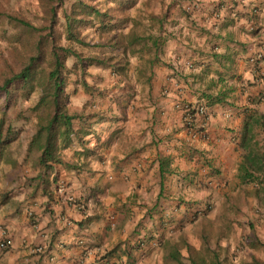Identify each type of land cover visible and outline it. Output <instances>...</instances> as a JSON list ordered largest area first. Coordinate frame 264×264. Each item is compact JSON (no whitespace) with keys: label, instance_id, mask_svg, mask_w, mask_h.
<instances>
[{"label":"crops","instance_id":"1","mask_svg":"<svg viewBox=\"0 0 264 264\" xmlns=\"http://www.w3.org/2000/svg\"><path fill=\"white\" fill-rule=\"evenodd\" d=\"M115 13L102 19L115 64L69 77L66 109L83 117L67 146L3 175L0 264H164L168 242L182 255L192 240L221 264L264 262L261 208L227 197L250 149L264 153V0H136ZM179 100L206 104L193 127ZM237 222L250 231L242 249Z\"/></svg>","mask_w":264,"mask_h":264},{"label":"rangeland","instance_id":"2","mask_svg":"<svg viewBox=\"0 0 264 264\" xmlns=\"http://www.w3.org/2000/svg\"><path fill=\"white\" fill-rule=\"evenodd\" d=\"M84 1L90 4H95L100 11L104 10L107 5L112 7L115 6V3H107L106 0ZM76 2L77 0H0V85L18 72L23 64L29 60V57L37 53V48L40 45L45 53L43 52V58L40 59V63L36 65V67L37 70L43 68V70L45 69V71H47L50 61L49 54L51 40H54L58 45L71 46L85 56L94 55L102 58L101 18L90 14L85 17V22L77 23L74 27L76 33L82 37L85 42H87V45H80L71 41L66 36L64 30L65 19L63 14H70L74 9ZM50 6L55 8L57 14V23L55 24L53 30L54 36L52 35V32L49 33V29H47V24L50 20ZM115 12H118V10H110V16L114 17L113 14ZM10 16L24 19L40 31L30 32L25 29V27L20 26ZM110 33H112V29L109 30L108 34ZM39 40L41 41L40 43H38ZM59 53L62 55V60L67 67V79L64 86L66 105L68 99V83L72 81L69 77L72 76L74 72L77 74L76 77H78L79 74L82 75L83 72L78 69L74 70L73 63L75 58L73 56H65L61 50ZM111 63L115 64V61H111L110 64ZM89 65L90 64H88L86 68ZM39 74L35 76V79ZM18 84V81L15 79L12 83L8 84L10 88L9 94L0 90V139H4L6 136L12 138L8 142H0V182L2 184L8 183V180L4 177L5 175L6 177H8L9 174L18 177L20 173L24 172L29 166V158L31 159V162H34L32 156L25 155L21 162L19 161V158L21 157V154H23L24 142L29 140L36 129L38 116L40 114L44 115L43 112L41 113V110L34 109L40 94L38 87L36 86V80L33 81V89L29 94H26L22 89H19ZM31 132L33 133L31 134ZM242 183L243 186L236 195L230 194L227 197L242 199L245 201L254 199L257 202V206L261 208L260 210L257 209V211H260L264 215V176L261 179H253L252 181ZM203 223L200 222L198 228L201 226L204 230ZM246 225L248 224L237 222V228H234L233 230V232L238 234L242 239L235 243V248H241V246H243L242 243L244 241V237L250 232L247 230ZM217 226L223 227L219 224ZM204 232H209L212 237L216 236V240L211 238H208V240L205 239L204 241L206 244H210L211 246H221V244H219V240H217L219 232H213L210 230H205ZM262 232L264 233V224L262 226ZM191 242H194L193 246L187 244V249L184 247L182 248L184 252H186L180 257L182 264H189V262L192 261L190 259L191 257L195 258L198 262H200V259H203V262H205L204 264H221L229 260L226 255H222L220 253L217 255L211 254L207 248L202 247V244H200L199 241L198 243L193 240ZM263 249L260 248V250ZM236 256L237 255H235V257ZM232 257L234 256L232 255ZM247 257L248 255L241 256L243 264L246 262L245 259ZM164 264L171 263L167 261Z\"/></svg>","mask_w":264,"mask_h":264},{"label":"trees","instance_id":"3","mask_svg":"<svg viewBox=\"0 0 264 264\" xmlns=\"http://www.w3.org/2000/svg\"><path fill=\"white\" fill-rule=\"evenodd\" d=\"M135 1L136 0H106L107 3H115V6L112 7L107 5L104 10L100 11L95 4H90L84 0H77L72 12L70 14H63L65 19L64 30L67 38L80 45H87V42H85L74 29L77 23L85 22V17L90 14L101 18V20L109 19L112 17L109 13L110 10H120L125 7H130ZM49 12L50 20L47 24V29H49V33L52 32L54 36L53 30L57 23V14L55 8L51 6ZM10 17L30 32L40 31L24 19L15 16ZM40 42L39 40L38 43ZM50 47V61L47 71H45V69L43 70V68L37 70L36 67V65L40 63V59L43 58L44 51L40 45L37 48V53L30 56L29 60L23 64L18 72L0 85V90L9 94L10 88L8 84L12 83L15 79L19 83V89L29 94L33 89V81L36 80V86L40 94L34 109L41 110V113L43 112L44 115L40 114L38 116L36 129L26 144V155L32 156V159L36 163L44 167L48 166V161L57 159L58 151L66 147L71 139V134L74 132L73 123L83 117L82 113H72L66 109L64 86L67 79V67L59 51H63L65 56H73L75 58L73 68L74 70L78 69L83 72L82 75L85 73V68L88 64H108L111 60L110 57L100 58L94 55L85 56L71 46L56 44L54 40H51ZM37 74L39 75L35 79ZM11 139L12 138H9V136H6V138L0 139V142H8ZM249 168L253 171H264V153H253L250 149V153L244 157V165L240 167V179L242 181H252L256 178L255 174L249 171ZM166 248L169 251V255H166V261L171 264H182L180 261L181 252L177 244L175 242H168ZM190 259L192 260L190 264H197L195 258L191 257ZM252 264H264V262L254 260Z\"/></svg>","mask_w":264,"mask_h":264},{"label":"built area","instance_id":"4","mask_svg":"<svg viewBox=\"0 0 264 264\" xmlns=\"http://www.w3.org/2000/svg\"><path fill=\"white\" fill-rule=\"evenodd\" d=\"M176 107L183 113L184 125L188 128L193 127L196 115L203 114L206 111V104L204 102L190 104L184 100H179L176 103ZM1 234L0 249L6 250L10 247L11 241L6 237L4 229L1 230Z\"/></svg>","mask_w":264,"mask_h":264}]
</instances>
